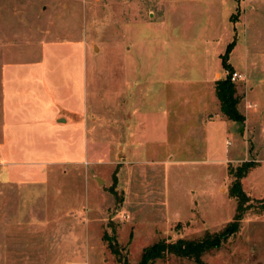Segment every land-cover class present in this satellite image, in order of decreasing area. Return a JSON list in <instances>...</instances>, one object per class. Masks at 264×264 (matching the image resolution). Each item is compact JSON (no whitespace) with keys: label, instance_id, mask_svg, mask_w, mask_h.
I'll use <instances>...</instances> for the list:
<instances>
[{"label":"rangeland","instance_id":"374dc122","mask_svg":"<svg viewBox=\"0 0 264 264\" xmlns=\"http://www.w3.org/2000/svg\"><path fill=\"white\" fill-rule=\"evenodd\" d=\"M233 38L243 123L213 88ZM40 58L84 70L82 162L59 155L50 131L5 139L4 79ZM263 118L264 0H0V264H137L158 239L219 231L237 204L228 165L245 160L239 228L202 257L264 264Z\"/></svg>","mask_w":264,"mask_h":264},{"label":"crops","instance_id":"0c3cea01","mask_svg":"<svg viewBox=\"0 0 264 264\" xmlns=\"http://www.w3.org/2000/svg\"><path fill=\"white\" fill-rule=\"evenodd\" d=\"M23 64L19 61L12 67L2 84L5 139L22 143L25 137L45 136L50 131L62 150L59 155L82 162L90 119L84 70L78 63L64 70L61 60L47 65L44 58L27 67ZM34 148L26 147L25 151L33 152Z\"/></svg>","mask_w":264,"mask_h":264},{"label":"trees","instance_id":"16d2710c","mask_svg":"<svg viewBox=\"0 0 264 264\" xmlns=\"http://www.w3.org/2000/svg\"><path fill=\"white\" fill-rule=\"evenodd\" d=\"M234 45L235 39L233 38L226 44L224 52L221 53V64L227 73L224 77L215 79L214 91L219 101L221 112L228 119L243 123L245 115L238 107L239 97L236 94L234 80L230 77L234 69L233 65L229 62V53ZM253 165L254 162L252 160H245L236 166L228 165V173L233 177L230 193L236 198L237 204L232 219L221 230L206 231L203 235L193 238L158 239L143 247L137 264H153L155 259L163 257L167 253L189 257L198 264H208L203 260V254L218 248L227 236L235 233L239 228L240 218L247 206L245 202L248 200V195L243 189L241 178ZM111 191L116 195L115 189H111ZM105 235L111 251L117 255L120 254V248L117 241L114 240L115 238L109 236L107 233ZM118 258L120 259L121 257Z\"/></svg>","mask_w":264,"mask_h":264},{"label":"built area","instance_id":"2783aa9c","mask_svg":"<svg viewBox=\"0 0 264 264\" xmlns=\"http://www.w3.org/2000/svg\"><path fill=\"white\" fill-rule=\"evenodd\" d=\"M230 77H231L232 80L235 81L238 78H242L243 74L241 72L237 71V70H233Z\"/></svg>","mask_w":264,"mask_h":264},{"label":"water","instance_id":"95a60500","mask_svg":"<svg viewBox=\"0 0 264 264\" xmlns=\"http://www.w3.org/2000/svg\"><path fill=\"white\" fill-rule=\"evenodd\" d=\"M97 178H99L98 176H96ZM100 179V178H99Z\"/></svg>","mask_w":264,"mask_h":264}]
</instances>
